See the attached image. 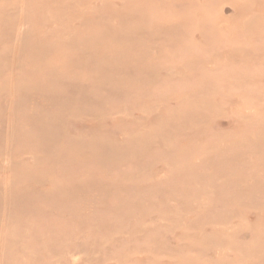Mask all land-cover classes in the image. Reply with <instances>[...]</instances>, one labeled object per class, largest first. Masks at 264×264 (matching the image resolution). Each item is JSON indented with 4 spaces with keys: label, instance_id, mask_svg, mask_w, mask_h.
Here are the masks:
<instances>
[{
    "label": "rangeland",
    "instance_id": "374dc122",
    "mask_svg": "<svg viewBox=\"0 0 264 264\" xmlns=\"http://www.w3.org/2000/svg\"><path fill=\"white\" fill-rule=\"evenodd\" d=\"M0 264H264V0H0Z\"/></svg>",
    "mask_w": 264,
    "mask_h": 264
}]
</instances>
